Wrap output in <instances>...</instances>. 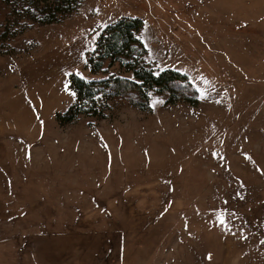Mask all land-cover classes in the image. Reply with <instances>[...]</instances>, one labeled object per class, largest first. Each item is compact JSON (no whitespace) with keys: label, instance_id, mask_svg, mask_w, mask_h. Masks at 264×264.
I'll return each mask as SVG.
<instances>
[{"label":"rangeland","instance_id":"rangeland-1","mask_svg":"<svg viewBox=\"0 0 264 264\" xmlns=\"http://www.w3.org/2000/svg\"><path fill=\"white\" fill-rule=\"evenodd\" d=\"M16 5L0 0V264H264V0H84L46 26ZM123 17L198 103L152 92L60 124L70 75L132 79L85 68Z\"/></svg>","mask_w":264,"mask_h":264},{"label":"trees","instance_id":"trees-1","mask_svg":"<svg viewBox=\"0 0 264 264\" xmlns=\"http://www.w3.org/2000/svg\"><path fill=\"white\" fill-rule=\"evenodd\" d=\"M16 2L10 11L15 21H28L39 26L60 23L76 13L84 0H2ZM13 25V23L11 22ZM142 21L123 17L100 30L88 53L85 68L92 74L105 66L118 64L132 79L112 77L101 81H87L77 75L69 76V87L75 102L64 113L56 115L60 124H70L81 115H97L100 103L111 99H124L139 110H146L149 95L168 93V102L198 103L197 93L186 74L164 69L155 71L144 62L146 49L139 39Z\"/></svg>","mask_w":264,"mask_h":264},{"label":"bare ground","instance_id":"bare-ground-1","mask_svg":"<svg viewBox=\"0 0 264 264\" xmlns=\"http://www.w3.org/2000/svg\"><path fill=\"white\" fill-rule=\"evenodd\" d=\"M50 53H52V52H50ZM50 58V56L49 55H47V56H45L42 60H47V59H49ZM44 63V61H41V64L39 63V65L37 64V67H38V69H36L35 71H34V76H36V75H41L40 77H43L45 80H46V82L47 83H50L51 82V80H52V75H51V66H49L50 65V63H51V60L49 61V64H48V66L49 67H47V68H41L40 66L42 65ZM30 78V77H29ZM2 87V86H1ZM20 88L23 90V91H25V90H27L28 88H29V85H28V82L26 81V82H23L21 85H20Z\"/></svg>","mask_w":264,"mask_h":264},{"label":"snow or ice","instance_id":"snow-or-ice-1","mask_svg":"<svg viewBox=\"0 0 264 264\" xmlns=\"http://www.w3.org/2000/svg\"><path fill=\"white\" fill-rule=\"evenodd\" d=\"M246 159H251V157H249V156H246ZM220 220H221V223H223L224 221H223V217L221 216L220 217ZM209 259H211V257L209 256Z\"/></svg>","mask_w":264,"mask_h":264}]
</instances>
